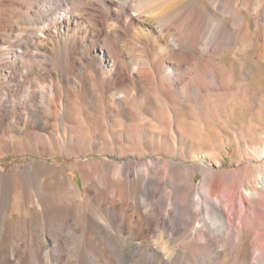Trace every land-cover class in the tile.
Here are the masks:
<instances>
[{
    "label": "bare ground",
    "instance_id": "bare-ground-1",
    "mask_svg": "<svg viewBox=\"0 0 264 264\" xmlns=\"http://www.w3.org/2000/svg\"><path fill=\"white\" fill-rule=\"evenodd\" d=\"M225 53L264 68V0H0V131L74 158L1 175L0 264H264V86L235 82ZM146 82L166 92L153 107Z\"/></svg>",
    "mask_w": 264,
    "mask_h": 264
},
{
    "label": "rangeland",
    "instance_id": "rangeland-1",
    "mask_svg": "<svg viewBox=\"0 0 264 264\" xmlns=\"http://www.w3.org/2000/svg\"><path fill=\"white\" fill-rule=\"evenodd\" d=\"M244 62H245V64L243 66H241L236 60H234L232 58L230 53H225L224 56L222 57V63L226 67L231 68L234 71L235 82H240L241 80H243L246 83V87L250 86L253 88L254 87L258 88V87L264 86V68L260 65L256 66L255 53L248 54L247 57L244 58ZM200 68H201V65H199L197 62L189 59L187 61V64H186V73H187L188 77L190 78L191 76H193L194 74H197V73L200 76V74H201ZM206 90H209V88H207ZM217 93H218V91H217ZM219 94L224 95V94H228V93H225V91H222V92H219ZM165 96H166V92L163 91L161 88H159L157 85H154L150 82H146V83H143L142 97L139 100V104H142L145 106L149 105L150 107H153L156 104L157 97L164 98ZM209 97H210L209 94L204 90L203 91V100L199 101V105H195L194 110H196L198 113H201L204 111L206 112V110L209 109L207 107V104L209 102V100H208ZM252 108H254V109L251 112ZM254 111H255V106L252 104L250 106L244 107V109H242V108L236 109L235 108L234 112L231 115V118H230L228 125L223 127L224 130H226L227 132H232L233 129H237V128L239 129V128L244 127V126L248 127V124H249L248 121L251 122L250 116ZM263 120H264V118L262 120L252 121L253 126L256 127L257 129L263 128L264 127V121ZM181 126L184 129L187 128V126L185 124H182ZM187 130L188 129H186L185 131H187ZM217 130L218 129L215 130V129L209 127L207 130H205V132L203 134V135H206L207 137L203 136V138L204 139H206V138L212 139L213 138V140L218 139V136L215 135V133H214V131H217ZM185 133H188L187 134L188 136L191 135L190 131L185 132ZM0 134H2V135H0V177L2 175V178L3 177L8 178L9 176H11L13 171H14L15 166L28 165L29 162H33V161H44V163L42 162L43 166H48V165L50 166L54 162L68 163V164H72L74 162V158H64L63 156H54V157H48L46 159H42L41 157L33 154L34 151L31 150L33 148V145L30 144L31 145V148H30L29 144H27L26 141L22 140L20 135H18V134L17 135H14V134L5 135L4 132H2V131H0ZM190 137L193 138L192 135ZM214 137H216V138H214ZM37 146L40 147L39 144ZM236 148H237V145L234 143L229 146L228 156H225V162L226 163L221 168H224V169H232L233 168V164L231 161L233 159V154H234V151L236 150ZM208 153H210V152H208ZM95 156H97V155H91L90 154L87 157H95ZM195 162H196L195 160H192V161H189V164H195ZM67 173L69 174L70 179H72L73 182H76L79 185L80 190H82L81 191L82 192V198H85V194L83 192L84 188L82 185V179H81V176L79 174V171L72 169L69 172L67 171ZM201 178H202V175L200 173H198L196 176V179H195L196 182L198 183L199 180H201ZM23 188H24L23 191L25 194H27V195L33 194L34 195L35 188L33 185L30 186L28 183H26ZM5 197H6V199H8L9 198L8 194H6ZM116 198L117 197H115V199ZM78 202H80V201H78ZM125 209H126L125 207H119L116 210H114L115 218L123 220V218H125L126 216L132 217V212L127 210V209L125 211ZM30 212L33 213V209H31ZM77 215H74V216H77ZM10 218H11L10 219L11 221L16 222V221H18L20 216L17 213L13 212V214ZM82 221H83V219H82L81 215L78 216L77 218L74 217V219H72L71 216H69L68 218H65V216L62 215L59 219V223H64V224L78 223V222H82Z\"/></svg>",
    "mask_w": 264,
    "mask_h": 264
}]
</instances>
